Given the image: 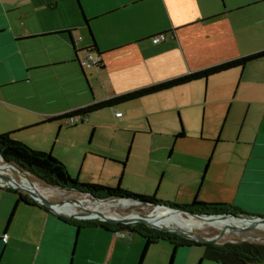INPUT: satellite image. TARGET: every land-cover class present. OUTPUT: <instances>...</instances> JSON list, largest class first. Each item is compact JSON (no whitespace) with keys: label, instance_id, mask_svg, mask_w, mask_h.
Here are the masks:
<instances>
[{"label":"crops","instance_id":"0c3cea01","mask_svg":"<svg viewBox=\"0 0 264 264\" xmlns=\"http://www.w3.org/2000/svg\"><path fill=\"white\" fill-rule=\"evenodd\" d=\"M261 51L264 0H0V135L24 143L30 130L67 122L53 117ZM88 52L97 68L80 66ZM196 84L200 98L175 102L173 133H183L175 140L199 111L198 120L222 127L209 161L217 167L207 166L195 197L264 216V57L112 108ZM149 115L152 132L162 115ZM12 194L0 187V264H71L67 223L34 205L13 211Z\"/></svg>","mask_w":264,"mask_h":264},{"label":"rangeland","instance_id":"374dc122","mask_svg":"<svg viewBox=\"0 0 264 264\" xmlns=\"http://www.w3.org/2000/svg\"><path fill=\"white\" fill-rule=\"evenodd\" d=\"M192 87L197 88L186 89L179 93L181 96L168 95L141 100L120 106L117 110L107 108L84 117L82 123L78 118L73 123L62 122L60 126L49 124L35 128L23 134L24 144L32 150L52 152V156L65 166L69 176L78 179L80 183L111 188L119 186L123 192L131 194H155V200L163 203L177 206L189 204L197 193L207 166L206 172L210 167H217L215 163L212 167L213 162L209 161L214 155L215 139L222 127L221 124H205L198 120L201 116L199 111L197 120L193 119L188 123L185 121L182 131L184 138L175 140L177 134L174 135L173 132H177L174 131L177 130V111L174 105L178 100L194 96L200 98V86ZM202 96L205 98V91ZM159 109L164 112L157 113ZM116 111L123 115L122 119L115 118ZM150 111L153 117L162 115L160 119L151 122L155 128L152 132L148 125L149 120L152 121ZM24 173L52 202L77 200L72 205L77 209L78 206L86 207L91 201H95L88 195L47 186L33 175ZM11 175L20 180L14 170H11ZM148 212L149 209L118 208L113 213L101 214L118 217ZM75 221L78 223L82 220ZM64 226L73 239L69 254L72 249L74 254L68 257L71 264H139L144 240L137 234L124 231L121 232L123 237L117 238L116 233L97 228L82 227L79 230L76 225L69 223ZM155 226L165 228L162 222ZM175 229L179 230L178 227ZM192 229L201 238L211 239L219 234L218 229L206 225ZM97 233H100V238L95 237L94 234ZM112 237L117 245L113 255H110ZM241 241L264 245V228L248 232H228L216 244ZM93 248L97 250L92 252ZM172 250L170 244L161 240L148 248L141 264H170ZM203 252L204 248L200 245L180 247L175 251L171 264H221L204 259ZM248 264H264V260Z\"/></svg>","mask_w":264,"mask_h":264},{"label":"trees","instance_id":"16d2710c","mask_svg":"<svg viewBox=\"0 0 264 264\" xmlns=\"http://www.w3.org/2000/svg\"><path fill=\"white\" fill-rule=\"evenodd\" d=\"M262 57H264V51L251 54L246 57H242L240 59L226 62L217 66H213L210 68L208 67V69L202 71L189 73L181 77L156 84L155 86L152 85L123 95L112 97L104 101L93 103L83 108L74 110V112L71 111L69 113H65L63 115L48 119L47 122L67 121L71 118H80L81 120H83L84 117H87L92 113L107 108H112L113 106L115 107L117 105L132 102L147 96L170 90L172 88L192 83L194 81L206 80L209 79V77L211 76L228 71L230 69L244 67L246 64L254 60L261 59ZM14 134V132H11L0 135V156L2 157L3 161L18 166L20 170L33 175L40 181L44 182L47 186L57 187L59 189L67 191L75 190L83 194H90L95 199H106L112 197L128 198L133 200H139L142 202L167 205L198 215H248L246 213H243L236 207H233L232 205L203 203L198 201L196 197L193 198V200L189 204L177 206L174 204L163 203L161 201L155 200V194L153 196L137 195L128 193L126 191L123 192V190H121L119 186H117L116 188H111L97 184H86L84 182L80 183L78 182V179L71 178L65 166L60 161L55 159L50 153L32 150L24 143L14 139ZM182 136L183 133H178L176 137ZM7 190L17 195L13 211H15V208L18 204L34 205L40 207V205H37V203L34 202L27 195L18 193L17 191H12L10 189ZM40 208H43V206ZM43 210L47 211L45 208H43ZM57 218L67 224L69 223L76 225L77 229H81L82 227H99L104 230H108V232L110 231L113 233L127 231L130 233L137 234L138 237H141L144 240V247L139 264L142 263V260L148 248L151 245L160 242L161 240L169 243L173 248L170 264L172 262L175 251L178 248L186 246L190 247L192 245H200L204 248V259L219 262L221 264H248L264 260V245H258L242 241L241 243H225L223 245L211 243L196 244L194 242L182 239L177 235L157 231L139 223L133 225H114L109 224V222L104 223L98 221H79L77 223L74 219L65 220L61 217Z\"/></svg>","mask_w":264,"mask_h":264},{"label":"water","instance_id":"95a60500","mask_svg":"<svg viewBox=\"0 0 264 264\" xmlns=\"http://www.w3.org/2000/svg\"><path fill=\"white\" fill-rule=\"evenodd\" d=\"M0 159L3 161L1 156H0ZM4 164L8 165V167H10L12 170H14L16 172V174L18 175V177L20 178V180L19 181L16 180L14 177H12V175L0 173V184L2 183L3 186L7 189L24 192L34 202H36L37 205H40V207L43 206V208H45L48 212H50L54 216L61 217L65 220L75 219V220H82V221H98V222H104V223L109 222V224H114V225H117V224L133 225V224L139 223V224H143L146 227H149L151 229L161 231L164 233L174 234V235H177L183 239L192 240L195 243H199V244H206V243L216 244L218 242V240L221 239L222 236L226 232L227 233L228 232H248V231L254 230L255 228L256 229L264 228V216H259V215H243V214H238V215H234V214L204 215V214H202V215H198V214H195L192 212H187V211L180 210L178 208L167 206V205L142 202L139 200H133V199H128V198L95 199L91 195L83 194V193H80V194L88 195L89 197L93 198L95 201H100V202H102V201H111V202L126 201V202H130L131 204L128 205V207H126L124 209H131V210H134L136 208L149 209L150 213L148 212L146 214H139V215L135 214V216H133V217L131 216V214H129V215L123 216L121 218H110V217H107L106 215L101 214V213H96L98 215V217H84V214H80V213L79 214L66 215V214L59 213L55 210V207L62 206L64 204V201L52 202V201L48 200V198H46V197H44L38 193L29 191V190H26V189L20 187L19 185L21 183L22 178H25L26 180H28V178L25 176V173L22 170H20L18 168V166H15V165L8 163V162H4ZM71 191L79 193L75 190H71ZM73 201L78 202L77 200H73ZM157 208L166 209V210L173 212V213L182 214L184 216L192 217V218H195L197 220H202V222L206 221L208 223H212L216 220H222V219H237V220L242 221V224H240V226L227 225L223 229L219 230V234L217 236H215L211 239L201 238V237H198L194 232H191V231L185 233V232H182L180 230H171L167 227L162 228L159 226L149 224V222L146 221V218H148L150 216V214ZM84 213H86L88 215L91 212L85 211ZM245 221H248V222H245Z\"/></svg>","mask_w":264,"mask_h":264},{"label":"bare ground","instance_id":"6f19581e","mask_svg":"<svg viewBox=\"0 0 264 264\" xmlns=\"http://www.w3.org/2000/svg\"><path fill=\"white\" fill-rule=\"evenodd\" d=\"M0 159V173L2 174H8L11 175V168L8 167V165H5L4 163H1ZM13 177V176H12ZM20 187L38 193L44 197L47 196V194L43 193L41 189H37L34 183H30L25 178L21 179V183L19 185ZM76 204L73 200H64V204L62 206L55 207V210L59 213L66 214V215H72V214H84V217H98L96 213H113L115 209L118 208H126L128 205H130V202L126 201H118V202H111V201H94L90 204H88L86 207H80L78 206L77 209H75L72 205ZM85 211H90V214L84 213ZM150 213V212H149ZM132 217L134 215H131ZM123 216L118 217H110V218H121ZM146 221L149 222L151 225H158V222H162V225L166 228H169L171 230H176L175 227H178L179 230L182 232H193L192 228L195 227H201L203 225L216 228L218 230L223 229L227 225L231 226H240L242 224V221L237 219H222V220H216L212 223H208L206 221L197 220L192 217L184 216L182 214H177L170 212L166 209H155L148 218H146ZM248 222V221H245ZM227 233V232H226ZM225 233V234H226ZM228 234V233H227Z\"/></svg>","mask_w":264,"mask_h":264},{"label":"built area","instance_id":"2783aa9c","mask_svg":"<svg viewBox=\"0 0 264 264\" xmlns=\"http://www.w3.org/2000/svg\"><path fill=\"white\" fill-rule=\"evenodd\" d=\"M164 40H165V35H164V34H160V35H158V36H156V37H154V38L152 39V43H153V44H158V43H160V42H162V41H164ZM79 64H80V66H81L82 68H85V69L97 68L98 65H99V63H98V61L95 59L94 55H93L92 53H90V52H88V53L85 55V57H84L83 59L80 60ZM114 116H116V117H120L121 114H120V113H116V115H114ZM77 119H78V118H71V119L67 120V122L73 123V122H75ZM79 120L82 122L81 119H79ZM0 187L3 188V189L5 188V187L3 186L2 183L0 184ZM6 239H7V236H6V235H3V236H2V241H3L4 243L6 242Z\"/></svg>","mask_w":264,"mask_h":264},{"label":"flooded vegetation","instance_id":"af4514ba","mask_svg":"<svg viewBox=\"0 0 264 264\" xmlns=\"http://www.w3.org/2000/svg\"><path fill=\"white\" fill-rule=\"evenodd\" d=\"M90 195V194H89ZM94 198V197H93ZM112 198H115V197H112ZM112 198H106V199H112ZM117 199V198H116ZM75 220V219H74ZM116 234H119V233H121V232H115ZM181 238V237H180ZM183 239V238H182ZM185 240H187V239H185ZM188 241H191V242H194V241H192V240H188ZM195 243V242H194ZM196 244H199V243H196ZM207 244V243H206ZM186 247H188V246H186ZM184 248V247H183Z\"/></svg>","mask_w":264,"mask_h":264}]
</instances>
